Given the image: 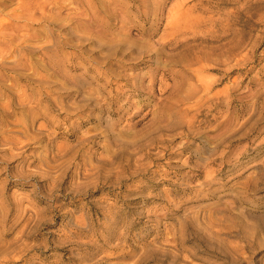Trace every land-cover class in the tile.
<instances>
[{
	"label": "rangeland",
	"instance_id": "374dc122",
	"mask_svg": "<svg viewBox=\"0 0 264 264\" xmlns=\"http://www.w3.org/2000/svg\"><path fill=\"white\" fill-rule=\"evenodd\" d=\"M0 264H264V0H0Z\"/></svg>",
	"mask_w": 264,
	"mask_h": 264
},
{
	"label": "bare ground",
	"instance_id": "6f19581e",
	"mask_svg": "<svg viewBox=\"0 0 264 264\" xmlns=\"http://www.w3.org/2000/svg\"><path fill=\"white\" fill-rule=\"evenodd\" d=\"M185 114H186V113H185ZM176 125H177V124H176ZM176 125H175V126H176ZM177 126H178V125H177ZM177 126H176V127H177ZM176 127H175V128H176ZM247 242H248V241H247Z\"/></svg>",
	"mask_w": 264,
	"mask_h": 264
}]
</instances>
